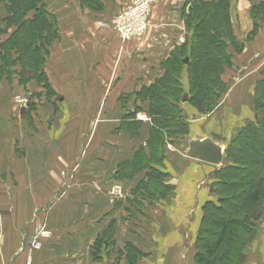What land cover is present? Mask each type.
I'll list each match as a JSON object with an SVG mask.
<instances>
[{"label":"crops","instance_id":"0c3cea01","mask_svg":"<svg viewBox=\"0 0 264 264\" xmlns=\"http://www.w3.org/2000/svg\"><path fill=\"white\" fill-rule=\"evenodd\" d=\"M130 2L42 0L56 19V37L45 63L46 78L54 90L51 102L34 110L16 107L10 102L13 91L8 84H0V264H97L90 248L104 230H110L114 243L101 252V262L128 264L116 252L125 242L143 250L140 244L147 241H165V225L173 229L181 224L186 238L193 228L189 219L196 204L188 208L189 219L184 220L187 195L197 202L211 170L205 169L209 163L185 156V146L180 158L179 147L170 146L173 152L166 161L170 175L166 181L175 185L178 198L155 204L142 200L135 208L131 201L139 199L136 188L147 179V169L122 179L117 175L137 150L148 154L145 141L150 129L149 123L141 125L137 137L121 122L134 109L147 112L149 103L142 88L161 80L164 61L185 43L187 35L185 0H157L145 36L122 43L111 20ZM239 81H233L216 110L207 116L198 114L200 129H209L210 119L218 128L229 125L223 107L234 114L231 124L236 129L243 127L246 118L254 119L255 112L247 109L244 114L230 92ZM31 83L23 94L36 93ZM254 83L241 90L247 100ZM182 104L192 112L187 102ZM83 132H89L87 139ZM204 135L227 144L210 129L191 136ZM115 174L120 179H114ZM114 181L121 182L126 195L110 200L108 189ZM44 222L52 236L40 250L30 251L28 237ZM179 243L180 239L170 240V244ZM173 251H145L136 264H183L180 252ZM247 257L248 264H264V239L252 242Z\"/></svg>","mask_w":264,"mask_h":264},{"label":"trees","instance_id":"16d2710c","mask_svg":"<svg viewBox=\"0 0 264 264\" xmlns=\"http://www.w3.org/2000/svg\"><path fill=\"white\" fill-rule=\"evenodd\" d=\"M0 2L3 3L5 10L4 15L0 17V32L16 27L6 41L0 42V79L9 78L11 75L5 67L11 68L12 65L20 63V83L36 79L42 83L45 90L52 92L44 71L57 32L52 15L45 10L42 0H0ZM184 5L187 6V12L183 10L187 31L185 43L177 47L164 61V76L161 80L142 88V94L149 103L147 114L151 117L161 115L162 119L168 120L154 123L148 132L146 146L147 148L152 146V152H160L157 154L158 160L163 159V142L170 141L166 139L164 141V136L173 133L169 119H177L180 113L178 108L180 99L166 96L164 92L167 91L164 88L170 85V87L175 86L173 93L176 94L177 90L181 91L180 78L185 74L189 86L185 101L196 112L207 113L212 110L213 95H220L225 89V82L221 77L224 69L232 65L231 54L228 52L229 44L233 46L234 51H240V44L234 37L233 27L229 24L228 0H185ZM204 5L208 7L205 10L202 8ZM251 10H257L256 14L253 13L254 26L250 33L254 35L260 27L259 24L264 23V0L252 6ZM210 17H217L219 21H213ZM208 19L211 21L209 22ZM217 21L220 22L219 27H216ZM213 22L215 24H212ZM182 53L184 54L181 56ZM172 71H178L179 74L177 72L176 77L172 76ZM212 79L214 85L207 83ZM261 82L264 86V78L254 86V93L257 96H255L254 108L257 118L248 126L245 124L241 127L237 139L231 144H226L224 157L228 156L232 162L214 173L216 178L213 185L216 196L205 200L202 204L203 215L195 238L197 251L194 254L193 264H248L249 247L262 234L260 232L264 223V156H261L264 155V90L259 88ZM177 84H179L178 88ZM42 92L44 91L41 90L35 96L39 98ZM135 112L136 109L126 117L132 116ZM132 124L125 123V129L128 130ZM134 126L139 125L135 122ZM155 130L163 133V140L158 145L155 143L157 138ZM248 141H253L256 146L262 145L263 149L254 150V146L249 145ZM241 144L247 146L246 151ZM237 149L241 153L240 158L236 156ZM248 149L254 150V153H248ZM148 156L149 148L148 154H145L143 149L138 150L130 161L123 164L122 169L117 170V175L122 179L132 176L135 171L141 170V167L142 170L147 169V179L141 180L136 188L139 199L134 198L135 200L131 201L135 208L140 206L142 200L150 204L163 201L169 196L173 187L165 180L167 175L164 171L162 173L153 164L151 167ZM239 174L243 176V180L247 179L243 190L234 196L228 194L229 187H234L236 184L234 177ZM117 175H114V179L118 180L120 178ZM150 182L155 186L153 195L148 188ZM113 243L110 230L99 233L90 248L92 260L97 264H103L101 252ZM116 252L128 264H136L146 253L131 241L125 242L121 248H116Z\"/></svg>","mask_w":264,"mask_h":264},{"label":"rangeland","instance_id":"374dc122","mask_svg":"<svg viewBox=\"0 0 264 264\" xmlns=\"http://www.w3.org/2000/svg\"><path fill=\"white\" fill-rule=\"evenodd\" d=\"M228 1H229L228 12H229V18H230L229 24H231V26L233 27L234 37L237 39V42L240 44V51L239 52L234 51L233 46L231 44H229L228 52H230V54H231L232 65L230 67H228L227 70L224 69L222 77H221L223 82H225L224 83L225 89L221 92L220 95H217V96L213 95L214 97L211 96L212 98H214L212 100V110L207 112V113H203L201 115H206V116L209 115L212 111L217 109L219 103H223L226 100V97L228 96V92H229L228 90L236 78L237 79L239 78L240 81L236 84L237 86L235 88L233 87L232 89H230V92H232V96L234 95V97L236 98V100L238 102V105H240V110L242 109V112L244 114L247 113V111H248L247 109H249V110L251 109V112L252 111L255 112L254 104H255V96L256 95L254 93V88L252 89V91L248 88V94L249 95L248 94L246 95V96H249L248 100H247V97L245 98V95L244 96L242 95L241 90L244 88V86L246 88V85H248V83L250 86L255 82L254 83V86H255V84L258 83V81L260 79L264 78V23L261 22V24H259L261 27L258 28L257 32L254 35L253 34L250 35V33H252L251 32L252 27L254 26L253 25V22H254L253 13L256 14V12H257V10L256 11L251 10V8H252V6L256 5V1L255 0H248V2L245 0H240L241 2L239 0H228ZM202 8H203V10H205V8H208V7L206 5H204ZM4 13H5V10L3 7V3L0 2V17L3 16ZM31 13H33V12H31ZM218 14H216V15H218ZM51 17L53 18V21L56 24V19L53 16H51ZM210 19L213 21L218 20L217 17L216 18L210 17ZM210 19H208L209 22L211 21ZM212 24H215V23L213 22ZM219 24H220V22H218V25H216V27H219ZM222 24L224 25V21H222ZM15 28L16 27H11L7 31L5 30L6 32L5 31L0 32V42L6 41L8 39V37L13 33V31H15ZM259 30L261 31V33L258 36ZM250 36H252V37H250ZM49 54H50V52H49ZM183 54L184 53H182L181 56ZM201 55H202V52H201L200 56ZM192 59L194 61V57H192ZM234 60H239L238 61L239 63H235L236 61H234ZM19 64L16 63L15 65H12L11 68L8 66L5 67L6 71L11 73V75H9V78L2 77L0 79V84H3V85L8 84V88L11 89V91H13L12 97L10 99L11 104L16 106V107H19V108L20 107L21 108H27L29 106H32L33 110H34V108H37L38 106L41 107L46 103L48 105L49 102H51V97L54 95V90L51 87V85H50V88H51L52 92H49V90L48 91L45 90L42 83L37 81L36 79H29L25 83H20L19 80H20L21 68H20ZM201 64H202V61H201ZM44 71L46 74L45 65H44ZM177 72L172 71V73H173L172 76L174 75L176 77ZM169 73H171V70H169ZM178 74H179V72H178ZM175 77H174V79H175ZM167 78H168V76H167ZM30 82H32L31 84L36 87V93L40 92L41 90L44 91V92H42L43 94L41 95V99L37 98V96H35L36 93L32 94L31 96H29L28 94H26V95L23 94V92L25 90H27V86ZM186 82H188V79H187L186 75L184 74L183 77L180 78V83L182 86V87H180L181 91L177 90L176 94L173 93L175 86L170 87V85H169L168 88H164L167 91V92H164V94L166 96H170L172 99H177V98L180 99L178 102V106H179L178 108L180 110V113H178L179 117L177 119H173V118L169 119V124L171 125V129H172L173 133H171L170 135L166 134L164 136V141H165V139L170 140V141H167V142L165 141V143L163 142L164 145L162 144V146H163L162 147L163 159L158 160L157 154L160 152H152L153 147L152 146L148 147L149 148V156L148 157H149V163H150L151 167L153 164V166H155V168L158 166L156 169L160 170L162 173L164 171V173L167 175V176H165V180H167V178L170 177V175L166 171L167 170L166 165L168 164L166 161L169 160L168 154H171L173 152V151L169 150L170 146H172L173 148L179 147L180 151H179L178 156L180 158V156H182L180 154L182 149L184 148V146H186L189 137L193 134H203L204 132H207L210 129V131H212L213 134H215L217 136V138L221 137L226 141L227 144H231L233 142V140L237 139V137L240 133V130H241V128L236 129L235 123L231 124V122H233V119H234V116H233L234 114H232V113L229 114V110L225 109V107H223L222 112L224 114H227L226 121H228V122L226 124H229L231 126L226 125L223 127V129L218 128L217 126L215 127L214 125H212L211 119H210L209 129L207 127L204 128V126H203V128L201 127L202 129H200L199 125H197V124H199V121L197 118L200 117V115H198L200 113L196 112V110L193 107H192V112L190 113L189 110L185 109L183 107V104H182L185 101L184 98L188 97L186 92H187L189 86ZM207 83H210L212 85L215 84L213 79L208 81ZM153 84H155V82ZM178 87H179V84H177V88ZM259 88L264 90V86L262 85V82L259 83ZM44 94H46V95H44ZM244 94H245V91H244ZM182 96H183V98H181ZM242 98L244 99V102L240 103ZM22 99H24L25 101H23ZM185 102H187V101H185ZM193 110H195V111H193ZM21 117H23V116H21ZM161 120H164V119H162L161 115H159V117H157V116L151 117L150 116V119L148 121L138 120V119H136V113H134L132 116H129L127 119L124 118L123 121L121 122L122 123L121 125L124 127L125 123H127V122L133 123L131 126H129L128 131H130L131 133H133L135 136L138 137L137 134L139 133V131L142 127L141 125H143L145 123H147V124L149 123V128H150L154 123L158 124V123L162 122ZM243 120H244V117H242V119L240 120L239 123H241ZM255 120H256L255 115H254V119L251 117L246 118L242 122V124H243L242 126H245V124H246V126H248L250 123H252V121H255ZM165 121H168V120L166 119V120H164V122ZM135 122L139 126H134ZM234 127L236 130H232ZM219 129H222L223 131L220 132ZM232 131H234V132H232ZM156 133H157V138L155 140V143L158 145L163 140V133L160 130H157ZM82 134H84L83 139H87V137L89 136V132H85V133L83 132ZM169 137H172V139H167ZM146 142L147 141H145V143ZM247 143L249 145H253L254 150L259 151L260 149H263L262 145L256 146L253 143V141H250V142L248 141ZM241 145H243V144H241ZM243 147L246 151L247 146L243 145ZM254 150L248 149L247 151H248V153H254ZM236 151H237L236 156L238 158H240V156H241L240 151L238 149ZM263 156L264 155H262L261 157H263ZM183 158H185V157L183 156ZM162 162H163L164 168L161 167ZM231 162H232V160L227 156V157L223 158V161L220 165H213V164H208V166L206 165L205 169L211 170V172L209 174L208 180H206V184H204V186L202 187V191L200 192V195L197 198V202H195V199H193V196L191 197V196L187 195V206H186V212H185L184 220L189 219L188 215H187L188 208H190L191 206L193 207L196 204V210L194 211L193 215L189 219V221L191 222V226H193V228L191 229L190 233L188 232L187 238L183 236L185 233L183 230V226H181V224L179 225L178 228L174 227L173 229H172L171 225H169V226L165 225V227L163 228V231H164L163 232L164 233L163 240H165L164 242L153 243V241H150V242L147 241L145 244H140L141 248L145 251L167 250V249L173 250L174 249V251L180 252L181 263L183 261V264H186L185 261H187V263L189 262V264H193L194 254L197 251L196 245H195V238H196L198 228L200 225V221H201L202 215H203L202 204L204 203L205 200H207V199L209 200L210 198L216 196L215 192H214L215 185H213L215 178H216L214 173L216 171H218L219 169L221 170V168H224L225 166L231 164ZM124 168H126V167H124ZM121 169H122V167H121ZM141 169H142V167H141ZM241 177H242V179H241ZM231 179H233V178H231ZM197 180H198V177H196L195 180L193 181L194 184ZM233 180H236V184L234 187H232V186L229 187V191L227 193L234 196L235 194H239L243 190L244 184H245L247 179L243 180V176H241V174H239V176H235ZM38 182L39 181H37V183ZM111 184H112V182L110 183V185ZM193 186H192V188H193ZM148 188H149L150 192H152L151 194L153 195V193H154L153 190L155 189V186L153 185L152 182H150V184H148ZM174 191H175V185L171 188V191L169 192V196H167V198L164 200L166 201L170 198H172V199L178 198V196L176 195V193ZM1 192H3V191H1ZM122 192H123L122 196H118V193L116 195H114L111 192V188L109 187V189H108V195L110 197L109 199L110 200H116V199H121L122 197H124L126 195V193H125L126 190H125L124 186L122 187ZM144 194H147V193L144 192ZM145 197H147V196L145 195ZM242 213H240V215ZM179 228H180V231H179ZM260 233H262V234L260 235L259 238L264 239V223L262 224V229H261ZM201 235H202V233H201ZM175 239H180L181 243H179L178 245L170 244V240L174 241ZM171 246L173 247V249ZM108 250L109 249H107V251ZM106 255H107V253H106Z\"/></svg>","mask_w":264,"mask_h":264},{"label":"built area","instance_id":"2783aa9c","mask_svg":"<svg viewBox=\"0 0 264 264\" xmlns=\"http://www.w3.org/2000/svg\"><path fill=\"white\" fill-rule=\"evenodd\" d=\"M157 0H131V2L120 8L111 20V28L117 33L122 43L133 40L142 39L149 27L150 16L154 3ZM25 101L24 99H22ZM136 119L148 121L150 115L144 111L136 113ZM121 182L114 181L111 185V192L118 196H122ZM52 236V231L48 228L46 222L40 223L35 227L28 237V247L30 251L40 250L44 243Z\"/></svg>","mask_w":264,"mask_h":264},{"label":"water","instance_id":"95a60500","mask_svg":"<svg viewBox=\"0 0 264 264\" xmlns=\"http://www.w3.org/2000/svg\"><path fill=\"white\" fill-rule=\"evenodd\" d=\"M225 147V144L216 141L210 135L191 136L184 148V154L195 160L220 165L225 156Z\"/></svg>","mask_w":264,"mask_h":264}]
</instances>
